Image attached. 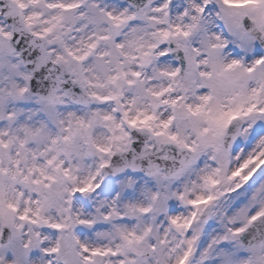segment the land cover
<instances>
[{
    "label": "snow or ice",
    "instance_id": "snow-or-ice-1",
    "mask_svg": "<svg viewBox=\"0 0 264 264\" xmlns=\"http://www.w3.org/2000/svg\"><path fill=\"white\" fill-rule=\"evenodd\" d=\"M0 264H264V0H0Z\"/></svg>",
    "mask_w": 264,
    "mask_h": 264
}]
</instances>
